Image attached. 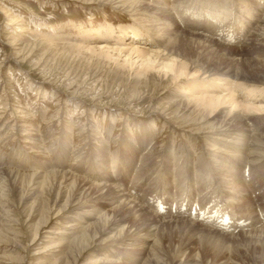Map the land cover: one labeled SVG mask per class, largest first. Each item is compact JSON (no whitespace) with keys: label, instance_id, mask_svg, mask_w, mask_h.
<instances>
[{"label":"rangeland","instance_id":"rangeland-1","mask_svg":"<svg viewBox=\"0 0 264 264\" xmlns=\"http://www.w3.org/2000/svg\"><path fill=\"white\" fill-rule=\"evenodd\" d=\"M263 22L264 0H0V264H264Z\"/></svg>","mask_w":264,"mask_h":264},{"label":"bare ground","instance_id":"bare-ground-1","mask_svg":"<svg viewBox=\"0 0 264 264\" xmlns=\"http://www.w3.org/2000/svg\"><path fill=\"white\" fill-rule=\"evenodd\" d=\"M157 1V0H156ZM145 3V2H144ZM163 4H165V2H163ZM256 5V4H255ZM124 6V5H123ZM130 6V5H129ZM129 6H127V7H129ZM140 6V5H139ZM130 8H132V6H130ZM167 8H166V5H165V7H163L161 10L162 11H160V13L161 12H163L165 15H167V10H166ZM249 9V8H248ZM252 9H249L248 11L250 12V13H252L253 14V11H251ZM218 13V12H217ZM245 13V12H244ZM169 15V14H168ZM221 15V14H220ZM261 15V14H260ZM212 17V16H211ZM210 17V18H211ZM249 17H251V16H249ZM213 18V17H212ZM263 21V20H262ZM241 22V21H240ZM263 24H264V22H263ZM199 25V24H198ZM264 26V25H263ZM197 27V26H196ZM262 27V26H261ZM103 32H104V34H106L107 35V33L106 32H109V31H111V28H110V25L109 24H106L103 28ZM194 29V28H193ZM206 29H208V28H205V29H203V31H202V29L200 28L199 29V31L200 32H205L206 31ZM97 30H100V29H96V30H94V31H91L92 33H90V34H95L96 33V31ZM119 30H121V32H120V34H119V37L121 38L122 36H126V35H130V37L134 40V39H137L138 40V38L140 37V35H139V37L138 38H135V36H134V32H136V34H138V32L137 31H135V29H133V28H131V27H129V28H120ZM195 30V29H194ZM258 31V30H257ZM99 32V31H98ZM140 32V31H139ZM207 32V31H206ZM110 33V32H109ZM199 33V32H198ZM208 33H209V31H208ZM252 33V32H251ZM140 34H141V32H140ZM192 35L193 34H195V33H191ZM191 35V36H192ZM105 36V35H104ZM109 38V37H108ZM122 39V38H121ZM134 42V41H133ZM82 47V46H81ZM105 48V47H104ZM104 50H109V48L108 49H104ZM238 50V49H237ZM88 51L89 52H94L93 51V49H91V48H89L88 49ZM114 51V50H113ZM130 52L131 53H135L136 54V56L138 57V58H142L141 57V54H144V53H146L147 54V58H146V62L149 60V61H151L153 58L154 59H156V57H155V54H152V53H147V52H144V51H141V50H139L138 49V47H135V48H131L130 49ZM153 52V51H152ZM121 53V52H120ZM101 54H102V51H101ZM104 54V53H103ZM145 54V55H146ZM131 55V54H130ZM153 55V56H152ZM130 57V56H129ZM134 64V63H133ZM143 69V67H141L140 68V70H142ZM148 68H147V66H146V69L145 70H147ZM163 71H164V73L165 74H167V73H173L174 74V76H176V78L178 77V76H184V75H186V72H184V70H185V65L183 66V64H178V65H176V67H175V63H170V64H164L163 66H162V68H161ZM194 75V74H193ZM174 76H173V78H174ZM179 78V77H178ZM240 85V84H239ZM243 90L245 91L244 93L246 94V95H254V91H251V92H249L248 90H247V88H244L243 87ZM256 90V89H255ZM260 93H263L262 92V90L260 91V90H258ZM256 94V93H255ZM259 95V94H258ZM231 97V96H230ZM230 99V103H234V98H233V96L231 97V98H229ZM217 101H216V105L218 106L219 105V103L221 102V100L220 99H216ZM206 106L208 105V107H210V108H212V104H213V102L211 101V100H206ZM200 103H202L201 102V100H197V102H196V106H201L202 108L204 107V105L205 104H200ZM237 105H234V107H236ZM244 110V112L245 111H247V112H253V111H263V108L261 107V109H259V108H254V107H245V108H243ZM229 114V113H228ZM238 119H239V117H238ZM240 120V119H239ZM241 120H242V118H241ZM230 121V120H229ZM228 121V122H229ZM231 122V121H230ZM93 124V123H92ZM91 124V125H92ZM246 131V130H245ZM245 131H244V134H245ZM244 136H246V135H244ZM243 137V136H242ZM257 138V137H256ZM221 140V139H220ZM220 140H216V141H220ZM223 142V141H222ZM225 144H226V146L227 145H231L232 147H230L229 146V148H231L233 151H232V154L231 155H233V159H234V162H235V160H236V158L238 157V155L237 154H240V161H241V164L243 165V162H244V160L245 159H247L248 158V155L247 154H245L246 152L247 153H249V148H243V146H244V144H245V141L243 140V139H236L235 138V140H233L232 142H225ZM228 147V146H227ZM226 148V147H225ZM257 149V148H256ZM263 149V148H262ZM261 149V151L264 153V149L262 150ZM244 150V154H243V151ZM224 152V151H223ZM230 155V154H229ZM247 157H246V156ZM246 157V158H245ZM248 161V160H247ZM252 161H253V159H252ZM230 163V162H229ZM233 165V164H232ZM235 165V164H234ZM233 165V166H234ZM105 166V165H104ZM111 167L110 166H106V169L107 170H109ZM104 169V168H103ZM256 171V170H255ZM55 176H58L60 179H62V182H63V180H65V175L63 174V173H60V172H55V173H53ZM54 175H53V177H54ZM51 177H52V175H51ZM66 177H67V175H66ZM50 178V177H49ZM243 178V177H242ZM55 179V178H54ZM51 180V179H50ZM53 180V179H52ZM73 181V180H72ZM81 181V180H80ZM61 182V181H60ZM61 182V183H62ZM79 183V182H78ZM81 183V182H80ZM74 185H75V182L73 183ZM108 185V184H107ZM59 186H61V184H59ZM75 186H77V185H75ZM90 186V185H89ZM65 187V186H64ZM78 187V186H77ZM107 186H105V185H95L94 186V190H96L97 189V191H102L103 189H105ZM58 188V187H57ZM89 189H93V188H89ZM107 189V188H106ZM60 190V189H59ZM111 190H113V189H111ZM87 193V192H86ZM107 193V192H106ZM109 193V192H108ZM111 193H112V191H111ZM119 193H120V195H119ZM78 195V194H77ZM113 199L114 200H116V202H120L119 204H121V202L123 203V205H125V206H127V205H130V202H128L127 200H126V198H125V195L124 194H121V189L119 190V191H117V190H115V191H113ZM128 197V196H127ZM105 200L106 198H104V197H101L100 198V200ZM128 199V198H127ZM113 201V200H112ZM132 201V200H131ZM131 204H133V203H131ZM136 205H138V204H136ZM119 207V206H118ZM117 207V208H118ZM91 208V207H90ZM120 208V207H119ZM123 208V207H122ZM136 210V209H135ZM139 210H141L140 208H138V211ZM114 211H115V209H114ZM117 211H119V209H117ZM121 211V210H120ZM119 211V212H120ZM88 212V211H87ZM94 212H96V211H94ZM143 212H147V211H144L143 210ZM93 213V212H92ZM97 213V212H96ZM101 213V212H100ZM99 213V214H100ZM117 213V212H116ZM139 213H141V211H139ZM89 214V213H88ZM106 214L104 213V214H101V215H98V216H100V218H98V220H97V222L94 224V223H92V224H88V226L87 227H85V228H81L82 230H84V232L85 233H87V231L90 229V228H92V227H94L95 228V231L97 232V234H108L107 232H108V229H104V227H105V225H102V226H100V221L101 220H105L106 218V216H105ZM115 215V214H114ZM132 215V214H131ZM141 215H143V213H141ZM149 215V214H148ZM80 216H84V215H80ZM90 216V215H89ZM136 216V215H135ZM145 216V215H144ZM134 217V216H133ZM146 217V216H145ZM249 217V216H248ZM90 219V218H89ZM114 219V218H113ZM137 219V218H136ZM139 219H141V218H139ZM138 219V220H139ZM143 219V218H142ZM145 219V218H144ZM155 220V219H154ZM99 221V222H98ZM107 221V220H106ZM139 221H141V220H139ZM145 221H146V219H145ZM149 221V220H148ZM146 222V224L147 223H149V222ZM156 221V220H155ZM105 222V221H104ZM104 222H103V224H104ZM142 222H143V220H142ZM158 222V221H157ZM141 223V222H140ZM156 223V222H155ZM160 223V222H159ZM184 223V222H183ZM139 225H141L142 226V224H139ZM144 225H145V223H144ZM150 225V224H149ZM149 225H146V226H149ZM152 225V224H151ZM162 225V224H161ZM191 225V224H190ZM79 226V225H78ZM145 226V227H146ZM107 227V226H106ZM144 227V228H145ZM188 227V226H187ZM108 228V227H107ZM157 228V227H156ZM112 229V228H111ZM111 229H110V231H111ZM147 229V228H146ZM73 230V229H72ZM152 230H154V229H152ZM189 230V229H188ZM94 231V232H95ZM84 232H82L83 234H85ZM94 232H93V234H94ZM95 232V233H96ZM106 232V233H105ZM120 232V231H119ZM149 234V233H148ZM86 235V234H85ZM112 235V234H111ZM149 235H147V237H148ZM151 236V235H150ZM80 237H82V236H80ZM79 237V238H80ZM129 237V236H128ZM146 236H144V240H146L147 242H148V238H147ZM87 237H84L83 236V238H81V240L79 239L78 241H80V247L82 248V247H87V239H86ZM93 238V237H92ZM147 238V239H146ZM154 239V238H153ZM89 240V239H88ZM151 240V239H150ZM198 240V239H197ZM128 241H130L129 239H128ZM137 241V239L136 240H134L133 239V242H131V243H128V244H126V246H130L131 247V249H132V251H133V249L135 248V247H137V251H140V249L141 248H144V244L142 243V242H140V243H137V244H135V242ZM155 241V240H154ZM125 242V241H124ZM154 243V242H153ZM200 244V243H199ZM145 245H146V243H145ZM154 245H155V243L154 244H152V246H151V248H153L154 247ZM149 246V245H148ZM150 248V247H149ZM150 248V249H151ZM84 249V248H83ZM130 249V248H129ZM219 249V248H218ZM124 250V249H123ZM125 251V250H124ZM140 254H141V252H139ZM144 253V252H143ZM139 258V257H138ZM137 258V259H138ZM226 263V262H225ZM179 264H191V263H188V262H181V263H179Z\"/></svg>","mask_w":264,"mask_h":264}]
</instances>
